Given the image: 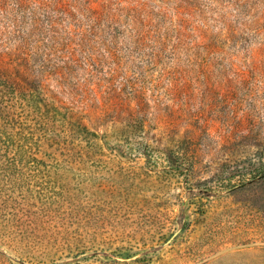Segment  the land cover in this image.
Instances as JSON below:
<instances>
[{"label":"rangeland","instance_id":"obj_1","mask_svg":"<svg viewBox=\"0 0 264 264\" xmlns=\"http://www.w3.org/2000/svg\"><path fill=\"white\" fill-rule=\"evenodd\" d=\"M0 264H264V0H0Z\"/></svg>","mask_w":264,"mask_h":264}]
</instances>
